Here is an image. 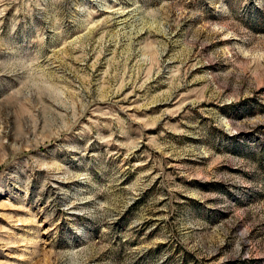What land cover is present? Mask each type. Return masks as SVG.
I'll list each match as a JSON object with an SVG mask.
<instances>
[{"label":"rangeland","instance_id":"obj_1","mask_svg":"<svg viewBox=\"0 0 264 264\" xmlns=\"http://www.w3.org/2000/svg\"><path fill=\"white\" fill-rule=\"evenodd\" d=\"M0 264H264V0H0Z\"/></svg>","mask_w":264,"mask_h":264}]
</instances>
